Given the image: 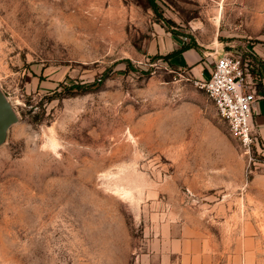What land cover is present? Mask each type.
<instances>
[{"label":"rangeland","instance_id":"obj_1","mask_svg":"<svg viewBox=\"0 0 264 264\" xmlns=\"http://www.w3.org/2000/svg\"><path fill=\"white\" fill-rule=\"evenodd\" d=\"M0 0V264H141L162 231L264 264V148L191 67L264 47V0ZM246 52V53H245Z\"/></svg>","mask_w":264,"mask_h":264},{"label":"built area","instance_id":"obj_2","mask_svg":"<svg viewBox=\"0 0 264 264\" xmlns=\"http://www.w3.org/2000/svg\"><path fill=\"white\" fill-rule=\"evenodd\" d=\"M252 68L249 54L217 50L208 78L196 80L197 86L214 101L220 116L228 121L240 144L249 151L252 146H260L253 107L264 97L259 91L264 83L259 81V75L253 76Z\"/></svg>","mask_w":264,"mask_h":264},{"label":"crops","instance_id":"obj_3","mask_svg":"<svg viewBox=\"0 0 264 264\" xmlns=\"http://www.w3.org/2000/svg\"><path fill=\"white\" fill-rule=\"evenodd\" d=\"M177 46L175 51L180 50ZM255 57L263 65L259 81L264 83V47L254 48ZM197 49H185L173 60L180 65L191 67L192 72L201 79H206L209 72L205 69ZM260 93H264V86ZM253 121L259 139V148H264V97L259 99L253 107ZM214 255L212 240L208 237L186 233V229H171L162 231L155 239L150 240L148 249L141 256V264H213Z\"/></svg>","mask_w":264,"mask_h":264},{"label":"water","instance_id":"obj_4","mask_svg":"<svg viewBox=\"0 0 264 264\" xmlns=\"http://www.w3.org/2000/svg\"><path fill=\"white\" fill-rule=\"evenodd\" d=\"M18 120V115L8 100L0 96V142L4 139L8 128Z\"/></svg>","mask_w":264,"mask_h":264},{"label":"trees","instance_id":"obj_5","mask_svg":"<svg viewBox=\"0 0 264 264\" xmlns=\"http://www.w3.org/2000/svg\"><path fill=\"white\" fill-rule=\"evenodd\" d=\"M152 7L154 8L156 6V3L154 0H149ZM190 47H193L191 45H183L182 48L180 50H177L171 54H169V58L172 59L173 57H175L176 55H178L179 53H181L182 51H184L185 49H188ZM249 56L253 59V68H252V74L253 76H256V75H260L262 72L261 70L263 69V65L261 64L260 61L257 60V58L254 56L253 53L249 54ZM264 86V85H260V90L261 91V87Z\"/></svg>","mask_w":264,"mask_h":264}]
</instances>
